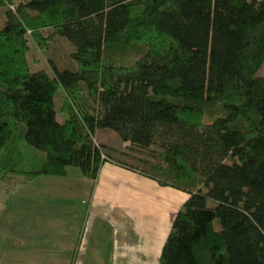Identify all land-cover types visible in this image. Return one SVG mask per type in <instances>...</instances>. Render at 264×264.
Returning <instances> with one entry per match:
<instances>
[{
    "label": "trees",
    "instance_id": "trees-1",
    "mask_svg": "<svg viewBox=\"0 0 264 264\" xmlns=\"http://www.w3.org/2000/svg\"><path fill=\"white\" fill-rule=\"evenodd\" d=\"M0 7V192L70 168L96 179L112 161L188 194L159 264H264V0ZM58 38L68 60L32 70L30 43L47 53ZM97 128L127 141L130 160Z\"/></svg>",
    "mask_w": 264,
    "mask_h": 264
},
{
    "label": "crops",
    "instance_id": "crops-1",
    "mask_svg": "<svg viewBox=\"0 0 264 264\" xmlns=\"http://www.w3.org/2000/svg\"><path fill=\"white\" fill-rule=\"evenodd\" d=\"M187 197L112 161L96 179L37 177L8 195L0 264H159Z\"/></svg>",
    "mask_w": 264,
    "mask_h": 264
},
{
    "label": "rangeland",
    "instance_id": "rangeland-1",
    "mask_svg": "<svg viewBox=\"0 0 264 264\" xmlns=\"http://www.w3.org/2000/svg\"><path fill=\"white\" fill-rule=\"evenodd\" d=\"M4 11H5V7H0V27H2L4 24V16H5ZM53 50L47 51V53H44L37 46H35V44L30 43L29 50L27 53L30 68L32 70H35L37 68H43V67L47 68L48 67L47 56H50V55H56L57 57H59V60L60 59L64 61L68 60V51L70 50V46L66 40H64L63 38H58L56 41H54ZM257 74L264 75V61L262 65L260 66V68L257 70ZM54 98L56 100V117L59 121H64L66 119V114L60 110V106L62 103L61 89H58L56 91ZM94 137L97 141L101 140L104 143H106L108 146H110L112 148L111 151L112 153H114V155L121 157V158H127V160H130V156L128 154L134 150L130 149L127 146V144L129 143L127 141H123L121 137L117 134V132L114 131L113 129L97 128L95 130ZM137 153L143 156L142 153L140 152H137ZM32 161L37 162L35 161V157H33ZM132 161H136V160L132 158ZM69 171L73 172L77 170L75 168H70ZM7 203H8V194L0 192V218L2 215L1 213L4 211L3 208L6 207Z\"/></svg>",
    "mask_w": 264,
    "mask_h": 264
}]
</instances>
